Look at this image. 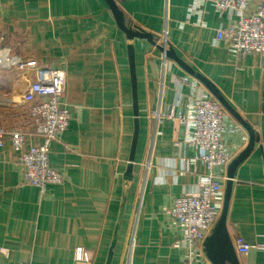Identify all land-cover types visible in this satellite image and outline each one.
Wrapping results in <instances>:
<instances>
[{
	"label": "crops",
	"instance_id": "obj_1",
	"mask_svg": "<svg viewBox=\"0 0 264 264\" xmlns=\"http://www.w3.org/2000/svg\"><path fill=\"white\" fill-rule=\"evenodd\" d=\"M113 1L124 23L155 43L130 38L106 0H0V53L63 69L62 105L71 113L69 128L49 146L61 184L42 191L26 183L9 138L0 146V264H187L184 229L164 208L196 195L207 169L195 159L189 127L155 115H189L198 95L220 100L158 48L165 30L167 49L214 84L234 110L220 101L230 164L251 143L245 123L255 135L233 172L226 227L240 264H264L263 59L236 55L218 41L217 30L235 17L211 0ZM31 81L0 66V127L24 125L32 133L22 102ZM41 143L29 135L28 145ZM230 164L214 171L225 195ZM219 219L193 264H215L207 242ZM238 237L254 247L240 253ZM78 249L87 259L77 258Z\"/></svg>",
	"mask_w": 264,
	"mask_h": 264
},
{
	"label": "built area",
	"instance_id": "obj_2",
	"mask_svg": "<svg viewBox=\"0 0 264 264\" xmlns=\"http://www.w3.org/2000/svg\"><path fill=\"white\" fill-rule=\"evenodd\" d=\"M220 13L235 17L217 30L218 41H226L236 55L261 57L264 64V0H211ZM167 31L160 45L166 55ZM0 66L14 69L18 77L32 76L22 102L28 109L32 133L23 126L14 129L0 127V146L9 138L17 159L23 167V180L45 191L50 184L64 182L62 174L50 164V143L70 126L71 113L62 105L66 91L63 69L41 65L36 59L24 58L9 51L0 53ZM225 110L220 101L198 95L194 98L189 115H176L173 111L155 115L157 120L179 119L189 127L188 142L197 150L196 160H201L207 173L199 182L196 195L175 199L164 211L184 229V242L193 264L201 243L208 231L220 218L225 193L215 170L230 164L232 153L223 143ZM41 138L42 143L28 145L29 135ZM254 246L242 237L237 238V249L248 253ZM78 259H87L83 249L77 250ZM29 264V263H23Z\"/></svg>",
	"mask_w": 264,
	"mask_h": 264
},
{
	"label": "water",
	"instance_id": "obj_3",
	"mask_svg": "<svg viewBox=\"0 0 264 264\" xmlns=\"http://www.w3.org/2000/svg\"><path fill=\"white\" fill-rule=\"evenodd\" d=\"M110 7L113 9L116 18L118 20V23L120 27L126 32V34L130 37H144L148 38L151 42L155 43L153 36L149 33L143 32V31H136L133 30L131 27L127 26L124 23V18L119 10L117 4L113 0H106ZM160 50H163V47L158 44L157 45ZM166 55L167 57H170L172 59H175L178 61L181 65H183L190 73H193L197 75L215 94V96L230 110L234 113V110L227 104L223 96L220 94L218 89L215 87L214 84H212L209 80L204 78L203 76L197 74L192 68L188 67L185 65V63L176 55V53L171 50L167 49L166 50ZM133 52L131 53V62H133ZM135 86V97H136V85ZM136 102V99H135ZM137 103V102H136ZM137 107V104H136ZM137 114V111H136ZM245 126L249 129L251 133V143L248 146V148L237 158L235 159L229 167V181L227 185V191L225 195V201H224V207L223 211L221 214V217L219 219V222L209 238L207 242V251L209 254V257L212 259V261L215 264H240L236 256L231 252L230 250V245H229V240H228V232H227V227H226V220H227V214H228V206H229V200H230V195H231V189H232V178H233V172L236 166L248 155V153L251 151L254 145V140H255V135L249 125L245 123ZM138 120H136V131H135V136H134V146L136 143V140L138 138Z\"/></svg>",
	"mask_w": 264,
	"mask_h": 264
}]
</instances>
